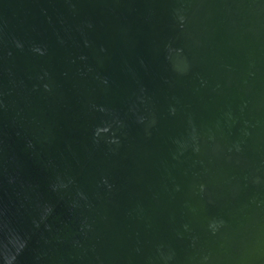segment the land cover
<instances>
[{
  "label": "water",
  "instance_id": "95a60500",
  "mask_svg": "<svg viewBox=\"0 0 264 264\" xmlns=\"http://www.w3.org/2000/svg\"><path fill=\"white\" fill-rule=\"evenodd\" d=\"M0 264H264V0H0Z\"/></svg>",
  "mask_w": 264,
  "mask_h": 264
}]
</instances>
